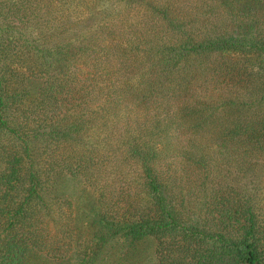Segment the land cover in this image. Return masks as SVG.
<instances>
[{"label": "trees", "instance_id": "16d2710c", "mask_svg": "<svg viewBox=\"0 0 264 264\" xmlns=\"http://www.w3.org/2000/svg\"><path fill=\"white\" fill-rule=\"evenodd\" d=\"M148 241L264 264V0H0V264Z\"/></svg>", "mask_w": 264, "mask_h": 264}, {"label": "rangeland", "instance_id": "374dc122", "mask_svg": "<svg viewBox=\"0 0 264 264\" xmlns=\"http://www.w3.org/2000/svg\"><path fill=\"white\" fill-rule=\"evenodd\" d=\"M154 249H155L154 241H148L142 244V251H141L142 264H157L156 257L154 255ZM106 257L108 258L104 261L106 263L109 261L114 262L119 258L116 256V254L112 255V253L109 252H107V254L104 255V258ZM30 264H54V263L53 261H49L48 259L39 257L33 259L32 263L30 262Z\"/></svg>", "mask_w": 264, "mask_h": 264}]
</instances>
